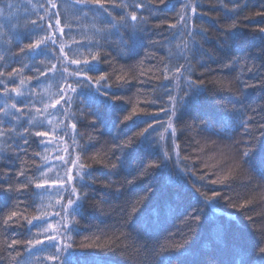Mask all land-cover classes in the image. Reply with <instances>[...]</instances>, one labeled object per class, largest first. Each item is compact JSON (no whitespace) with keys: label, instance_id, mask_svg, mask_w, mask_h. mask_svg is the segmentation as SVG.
Listing matches in <instances>:
<instances>
[{"label":"trees","instance_id":"1","mask_svg":"<svg viewBox=\"0 0 264 264\" xmlns=\"http://www.w3.org/2000/svg\"><path fill=\"white\" fill-rule=\"evenodd\" d=\"M51 3L57 9L49 0H0V108L22 109H10L19 120L0 112V188L21 190L0 195V264H162L170 255L175 264H264L256 164L264 156V0H103L108 11ZM133 12L143 17L135 32L119 23ZM38 39L39 52L28 51ZM93 58L99 71H88L87 83L81 69ZM101 75V93L114 102L95 93ZM68 86L75 92L61 105ZM63 124L75 125L83 170L59 249L45 219L46 137L34 133L51 136ZM250 150L252 167L243 156ZM29 240L43 249L30 252Z\"/></svg>","mask_w":264,"mask_h":264},{"label":"snow or ice","instance_id":"2","mask_svg":"<svg viewBox=\"0 0 264 264\" xmlns=\"http://www.w3.org/2000/svg\"><path fill=\"white\" fill-rule=\"evenodd\" d=\"M49 2L51 4V8L52 9H57V7H58L57 4L51 3V0H49ZM77 3H82L85 7H87L89 4H92V5L95 6L96 10L108 11L104 7L103 0H77ZM161 3L162 4L166 3V0H161ZM122 6L123 7H127V5H122ZM134 7H136L137 9H142V8L145 7V5L144 4H136V5H134ZM186 7H190L191 8V12H192L193 16L199 15V13H197L196 7L194 5L186 6ZM257 15H264V13H257ZM54 16H57L58 17L59 16V12H55L54 13ZM180 19L183 20L184 17L182 16ZM129 20L132 22L131 24H128V21ZM141 22H143V17H138L135 12L131 13L130 16H128L127 18L121 17V19L119 21V23H120L121 26L127 25V26H129V27H131L133 29V32H135L137 30V25L139 23H141ZM55 23H56V25H59L60 24V20L59 19H56L55 20ZM32 25L34 26V29H41V30L43 29V25L42 24H37L36 21H32ZM113 26H115V25H113ZM51 27H52V25H51V23H49L48 24V29L51 30ZM171 27L174 28L176 26L175 25H171ZM236 27H237V25H235V24H233L231 26L232 29H235ZM63 31H64V29H60V32L61 33ZM258 31L261 34H264V28H260V29H258ZM48 39L51 40V37H49ZM44 44H45V40H43V39L35 40V42L30 43V44L27 45V50L30 51V52H33V53H38L39 50L41 49V46L44 45ZM24 51H25V48H21V52H24ZM61 51H62V49H61ZM2 59H3V57L0 56V60H2ZM99 62L100 61L97 60L96 58H93V61H91V62L85 61L84 62V65H83V68L81 69V71H84L85 72V76L81 77V79L84 80L87 83H91L92 78L91 77H88L86 75V73L88 71H99V69L97 67H95V65L98 64ZM76 63L79 64L80 62L77 61ZM177 71H179V69ZM76 75H79V72H77ZM105 80H106V75H101L99 77V79H97L95 81V84L97 85V87L95 88V93L96 94H99V95H102L103 97H106L109 100H111V101L114 102L113 98L110 97V96H108L107 91L101 93V90H100L101 87H102L101 82L102 81H105ZM21 83H23V81ZM194 83H196V82H194ZM198 84L202 85L203 84V81H199ZM242 87L246 89V88L250 87V85H247L245 83V84L242 85ZM70 90L72 92H75V89H70ZM7 91L8 90L5 89V92H7ZM13 91L15 92V95L17 97L23 95V93L21 91H19L18 89L13 90ZM197 93H199V88H196V89L193 90V96L196 95ZM170 100H171V97H170ZM57 103H59V101H57ZM10 109H16L17 113H19V112L22 111V109H18L17 108L16 103H12L11 105L4 104L3 107L0 108V112L3 113V116L4 117L13 116L14 119L19 120V116L16 115V114H14L13 112H11ZM173 114H175V109L173 110ZM98 119H100V121L103 123V118L101 116L98 115ZM129 119H131L130 116H125L124 117V120L125 121H127ZM73 127H75V125H73ZM149 127H151V125H149ZM204 127L207 130H211L209 128V126L207 125L206 122L204 124ZM245 127L247 128V125H245ZM25 131H27V129ZM146 131H147V129H145V132ZM143 134L144 133H138L137 134V137L143 136ZM29 135H32V134L29 133ZM34 135H35V137L40 138L41 139V142H43V138L48 137L49 136V133L48 132H40V131H38V132H35ZM23 140H24V144H27L28 143V138L27 137H23ZM126 144H127L128 147H130L131 144H132V140L127 141ZM121 147H124V146H121ZM252 153H253V150L246 151V152L243 153L245 162L248 163L250 167H252V166H251V163L249 161V158L251 157ZM256 164L259 166V170L261 171V173H264V156H261L259 159H256ZM112 167L115 168L116 165H112ZM20 175H24V173L21 172ZM65 179L68 180V179H71V177L66 176ZM81 179H82V177H81ZM228 179H229V177H224V180H222V181H213V183H217V182L223 183L224 181H226ZM35 187L37 189H44L45 188V184L37 183L35 185ZM19 191H21V190L20 189H14L11 186H9L7 189L0 188V195H9L10 196L13 192H17L18 193ZM219 195H220V193L213 192L212 193V200L210 202L213 203L214 202V199L216 197H218ZM78 202H79V196H77L76 199H69L68 200V204L70 206H74V205L78 204ZM244 206L245 205H243V204L240 205L241 208H243ZM17 216H18V213L17 212H12V214L10 216H8L6 220H4V224L6 226L9 225V223L13 221V218L14 217H17ZM39 219H40L39 217H33L32 220H29L28 221V225L31 226L33 224V221H38ZM196 219H198V217H196ZM249 219H251V217H249ZM52 239L53 238L49 237V240H52ZM27 243L30 246L29 247V251L30 252L33 251L36 246H40L41 247V250L43 249V241H41V240H36L34 242L32 240H29ZM52 246L55 247L56 246L55 243H53ZM175 247L178 249V248H180L182 246L177 245ZM258 251H259L260 256L264 257V247H260ZM64 264H70V262L66 260L64 262ZM162 264H175V257L174 256H171V255L168 256V257H166L165 260L162 261Z\"/></svg>","mask_w":264,"mask_h":264},{"label":"rangeland","instance_id":"3","mask_svg":"<svg viewBox=\"0 0 264 264\" xmlns=\"http://www.w3.org/2000/svg\"><path fill=\"white\" fill-rule=\"evenodd\" d=\"M178 86L177 81L174 83L175 93L178 91ZM70 89L73 87H66L61 105L71 98L70 95L73 92ZM169 127L173 130L171 126ZM74 131L75 129L71 125L63 124L61 129L59 127V131L53 130L52 135L45 138L46 161L50 164L49 171L51 173L46 194L52 202L45 219L47 226H49L47 229L54 234L52 238L59 249L64 246L68 237L66 235L68 229L66 218L70 209L68 200L72 199L71 196L75 192L73 183L79 172L83 170L78 156L74 152L75 148L72 141ZM176 158H178V153H176ZM66 176L71 177V179L66 180Z\"/></svg>","mask_w":264,"mask_h":264}]
</instances>
